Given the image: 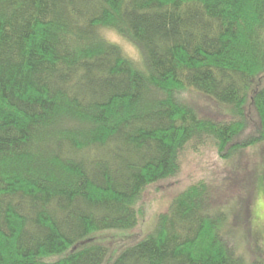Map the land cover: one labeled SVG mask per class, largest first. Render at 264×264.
Masks as SVG:
<instances>
[{"label": "trees", "instance_id": "trees-1", "mask_svg": "<svg viewBox=\"0 0 264 264\" xmlns=\"http://www.w3.org/2000/svg\"><path fill=\"white\" fill-rule=\"evenodd\" d=\"M262 142L264 0H0V264H105L110 247L85 240L137 227L187 148L229 160ZM213 193L189 185L111 264H264L236 242L252 192L238 216Z\"/></svg>", "mask_w": 264, "mask_h": 264}, {"label": "rangeland", "instance_id": "rangeland-1", "mask_svg": "<svg viewBox=\"0 0 264 264\" xmlns=\"http://www.w3.org/2000/svg\"><path fill=\"white\" fill-rule=\"evenodd\" d=\"M104 35L122 46L124 51L139 63L143 55L132 40L111 29H103ZM184 99L202 116L216 119L228 118L227 110L214 99L203 94L186 91ZM250 113L252 111L248 110ZM255 123L256 114L253 115ZM181 169L173 177L150 184L138 204L140 224L134 229H109L92 234L85 242L99 241L110 247L105 264H111L121 249L136 242L154 230L158 215L166 211L175 196L189 185L206 181L213 190L215 200L239 215L245 199L251 194V235L237 239V246L247 258L252 252L264 256V142L242 150L236 157L224 160L215 146L208 145L200 151L187 148L180 158ZM240 226H244L243 223Z\"/></svg>", "mask_w": 264, "mask_h": 264}]
</instances>
